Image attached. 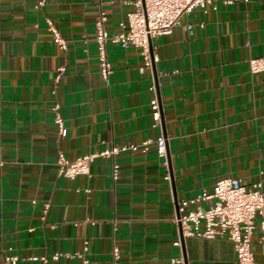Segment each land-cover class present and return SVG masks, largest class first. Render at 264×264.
I'll use <instances>...</instances> for the list:
<instances>
[{"label": "crops", "instance_id": "0c3cea01", "mask_svg": "<svg viewBox=\"0 0 264 264\" xmlns=\"http://www.w3.org/2000/svg\"><path fill=\"white\" fill-rule=\"evenodd\" d=\"M224 1L155 38L151 70L138 49L109 45L112 74L104 80L96 21L103 13L110 36L126 32L134 0H0V264L11 254L19 264H41V257L47 264H174L184 251L187 264L235 263L228 240L173 245L177 203L212 193L221 178L262 183L264 191V72L249 66L264 58V0ZM49 21L67 51L54 43ZM161 136L166 158L156 150ZM144 142L151 143L146 153L96 159L89 176L59 174L60 154L75 161ZM259 237L257 230L251 249L264 264Z\"/></svg>", "mask_w": 264, "mask_h": 264}, {"label": "built area", "instance_id": "2783aa9c", "mask_svg": "<svg viewBox=\"0 0 264 264\" xmlns=\"http://www.w3.org/2000/svg\"><path fill=\"white\" fill-rule=\"evenodd\" d=\"M219 0H134V10L128 15L127 31L110 36L105 28L106 18L103 13L96 21V37L98 64L100 75L108 80L112 74L111 64L108 59L107 48L109 45L121 48L134 47L140 51L143 58V68L151 70L158 56L155 54L152 42L155 38L167 36L181 24L182 19L194 12L202 10L208 13L217 10ZM236 0H226L225 5H231ZM43 5V2L41 3ZM48 29L53 35V41L60 49L67 51L69 46L63 39L59 30L49 21ZM252 74L264 72V58L249 60ZM64 70H61L59 78ZM153 98L150 102L154 127H160L162 112L157 97V87L153 84L150 88ZM54 123L58 128L61 138L67 135L65 121L60 112V106L55 104ZM151 143L141 145H128L123 148H114L104 152L90 154L69 161L63 154L59 155V174L69 179L78 176H89L93 162L98 158L111 159L124 152H142L149 150ZM157 154L166 158L167 140L164 136L155 142ZM118 166L113 167V178L117 179ZM169 179V178H167ZM89 191L87 190V193ZM47 207V206H46ZM178 214L175 223L179 228V237L174 246L182 248L181 235L184 239L190 237L207 240H228L234 246L236 260L234 264H258L255 261L251 246L257 230L260 231L258 243L264 256V191L262 183L247 186L234 178L219 179L212 193L203 192L195 199H187L178 203ZM118 257V250L114 251ZM59 256H54L57 260ZM41 264H47L46 257L38 258ZM35 259V260H38ZM20 258L7 255L3 264H19ZM174 264H185L183 257L173 260ZM83 264H91L84 260Z\"/></svg>", "mask_w": 264, "mask_h": 264}, {"label": "water", "instance_id": "95a60500", "mask_svg": "<svg viewBox=\"0 0 264 264\" xmlns=\"http://www.w3.org/2000/svg\"><path fill=\"white\" fill-rule=\"evenodd\" d=\"M154 68V67H153ZM176 208H177V215L179 216V214H178V203L176 204ZM181 243H182V246L184 247L185 246V239L182 237V235H181ZM184 259H185V262H186V264H187V258H186V253H185V251H184Z\"/></svg>", "mask_w": 264, "mask_h": 264}]
</instances>
